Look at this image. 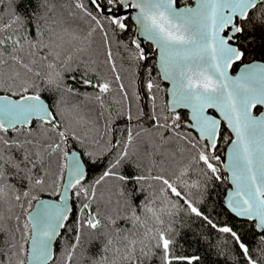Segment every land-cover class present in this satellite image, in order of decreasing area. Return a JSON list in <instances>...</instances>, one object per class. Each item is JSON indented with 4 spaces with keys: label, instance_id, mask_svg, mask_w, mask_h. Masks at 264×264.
Instances as JSON below:
<instances>
[{
    "label": "snow or ice",
    "instance_id": "obj_1",
    "mask_svg": "<svg viewBox=\"0 0 264 264\" xmlns=\"http://www.w3.org/2000/svg\"><path fill=\"white\" fill-rule=\"evenodd\" d=\"M24 2L8 0L7 19L0 14V264H73L85 242L126 264H199L198 255L177 254L173 217L181 210L230 236L244 264H264V113L254 114L264 107V63L229 74L245 58L239 38L247 25L264 22L253 16L264 13V0H195L194 7L178 0H27L17 11ZM133 23L135 33L122 44L133 66L126 86L107 39ZM97 31L111 76L82 59ZM140 38L156 50L151 66L153 53ZM117 91L110 106L106 98ZM81 99L94 101L98 116L86 118ZM224 125L234 138L222 136ZM221 139L229 145L226 163L217 154ZM177 143L189 163L157 166L159 148ZM193 164L203 165V184L187 179ZM213 178L230 182L224 204L240 227L258 234L259 250L201 210ZM154 185L162 207L155 191L145 192ZM42 192L57 199H41ZM62 236L71 239L58 257ZM95 264L116 260L102 256Z\"/></svg>",
    "mask_w": 264,
    "mask_h": 264
},
{
    "label": "trees",
    "instance_id": "obj_2",
    "mask_svg": "<svg viewBox=\"0 0 264 264\" xmlns=\"http://www.w3.org/2000/svg\"><path fill=\"white\" fill-rule=\"evenodd\" d=\"M178 2L180 5L192 4L193 0H178ZM26 3L27 0H25V2L17 8V11L24 12L26 9ZM0 14H3L5 19H7L9 15L8 0H4V3H0ZM253 16H261V20H264V13L259 11L254 13ZM134 29L135 25L133 23L132 31L120 33L118 35H113L110 32V35L107 39V45L111 46L112 58L117 65V71L120 72L126 86L131 83L133 66L129 62L127 51L122 46V44L128 43V37L134 34ZM239 40L242 44L243 50L246 53L243 62L252 60L264 61V22L254 19L247 25L244 35L241 36ZM87 42L90 44V50L82 57V59L86 63H89L90 66L95 69V71L101 73L102 75L111 76L112 72L107 64L106 58L107 45L103 35L97 31L92 34ZM146 45V50H150L153 53V60L148 62V65L151 66V64L154 63L156 50L150 42H147ZM92 61L95 63L91 64ZM240 64L241 62H238L237 64L233 65L232 71H236ZM81 71H83V66L81 67ZM144 71V67L136 69V72L141 78H143ZM72 74L79 77L81 73L75 72ZM161 87L167 88V83L165 81H161ZM80 90L82 92L92 91V89H86L84 87H81ZM161 95H164V93H161ZM113 98L119 99L118 91L113 93L111 97L106 98V103L112 106ZM164 98L167 99V96H164ZM80 106L81 111L83 114H85L86 118H95L101 111L94 101H85L81 99ZM261 108L262 107L257 108L256 111H259ZM193 135H195V132H193ZM222 136L224 138H232V133L226 127V125L222 127ZM227 144L228 143L225 142V139H221L219 152L217 154L221 156L222 161H224V152ZM181 149L182 146L179 143L161 146L155 156L156 165L163 166L170 171L174 168L186 166L189 163L188 154H182ZM148 150L151 151V149ZM170 152L175 153L174 158L168 156V153ZM161 154H163L165 158L162 159ZM202 167L203 165H192L190 174L187 177L189 182L198 179L202 184L205 182L203 175L198 173V169ZM96 174L97 172L94 171L91 176H95ZM221 175L222 177L227 176V172L223 168H221ZM207 184L209 187L208 198L203 204L200 205L201 210L204 211L205 214H209L211 218L214 219V222L221 225L228 223L230 226L234 227V229L239 230L242 233V239L245 241V243H247L250 248L259 250L260 245L258 244V234L249 230L247 227H240L243 222L237 219L224 204V197L229 187V182L227 180H215L213 178L212 180L208 181ZM104 191L106 196L111 195V193L108 191V186L105 187ZM153 191H155L157 197L156 206L162 207L163 197L158 191V185H154L153 188H148L145 186L146 193ZM191 191L193 197H197L196 190L193 189ZM38 195L40 197H56L50 195L48 192L38 193ZM113 199H115V197H113ZM178 203L179 205H183V200H180ZM118 226L121 228L131 227L129 223L122 221H118ZM173 227L179 234V247L177 249L178 255H198L201 258L199 264H244L243 256L240 253V250L235 247L230 236L216 232L203 220H200L193 215H189L186 211L181 210L173 217ZM139 231L142 232L143 229H139ZM112 238L115 247H123L122 238ZM4 239V235L0 233V240ZM65 239L70 240L71 237L62 236L58 238L56 242L55 251L58 257L61 256ZM224 241H227V243H224ZM217 244H219V248L216 247ZM5 251H7L6 247ZM102 256H107L109 261L116 260V264H126V262L122 261L112 250L102 251L99 244L89 245L87 242L83 244V247L79 249L78 253L74 256L73 264H95V262L100 260ZM57 264H62V260H58Z\"/></svg>",
    "mask_w": 264,
    "mask_h": 264
},
{
    "label": "water",
    "instance_id": "obj_3",
    "mask_svg": "<svg viewBox=\"0 0 264 264\" xmlns=\"http://www.w3.org/2000/svg\"><path fill=\"white\" fill-rule=\"evenodd\" d=\"M185 5H189V6H195V0H193V3L192 4H181L180 6L181 7H183V6H185ZM135 30L136 29H134V33H135ZM141 40H142V44H146L148 41H144L143 40V38H140ZM254 62H259V63H264V61L263 60H252V61H247V62H243V63H241L240 65H239V67L237 68V70L236 71H232V69L230 70V75H233V76H235V75H238L239 74V71H240V68L243 66V64H248V63H254ZM166 82V81H165ZM167 83V87H169L170 85L168 84V82H166ZM212 112H213V114L214 115H218L217 113H215V111L214 110H212ZM260 113H264V107H262L259 111H256V110H254V114L255 115H259ZM230 130V129H229ZM230 132H231V130H230ZM232 138H234L233 137V134H232ZM228 147H229V145L227 144V146H226V148H225V152H224V162L226 163L227 161H226V153H227V149H228ZM227 175H228V173H227ZM231 187V184H230V182H229V187H228V189ZM226 196H227V191H226V194H225V197H224V200H225V198H226ZM41 199H44V200H48V199H53V200H55V199H57L56 197H51V196H45V197H41ZM58 240V239H57ZM57 242V241H56ZM55 250H56V243H55Z\"/></svg>",
    "mask_w": 264,
    "mask_h": 264
}]
</instances>
